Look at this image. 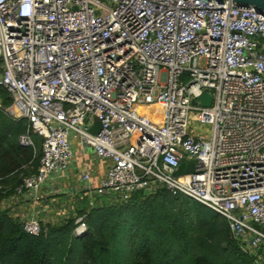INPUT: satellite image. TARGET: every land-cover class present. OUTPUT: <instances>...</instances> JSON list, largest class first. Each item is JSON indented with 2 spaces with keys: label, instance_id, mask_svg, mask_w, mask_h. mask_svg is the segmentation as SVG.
Segmentation results:
<instances>
[{
  "label": "built area",
  "instance_id": "1",
  "mask_svg": "<svg viewBox=\"0 0 264 264\" xmlns=\"http://www.w3.org/2000/svg\"><path fill=\"white\" fill-rule=\"evenodd\" d=\"M0 88L26 123L19 143L41 140L17 193L64 178L72 138L108 160L98 186L81 174L75 236L91 209L164 190L224 217L240 252L264 264V13L230 0H0Z\"/></svg>",
  "mask_w": 264,
  "mask_h": 264
},
{
  "label": "trees",
  "instance_id": "2",
  "mask_svg": "<svg viewBox=\"0 0 264 264\" xmlns=\"http://www.w3.org/2000/svg\"><path fill=\"white\" fill-rule=\"evenodd\" d=\"M10 106L0 88V203L39 166L41 140L34 137L36 148L19 143L26 123L12 117ZM85 222L78 237L75 220L31 236L0 211V264H252L230 238L224 217L164 190L91 209Z\"/></svg>",
  "mask_w": 264,
  "mask_h": 264
},
{
  "label": "crops",
  "instance_id": "3",
  "mask_svg": "<svg viewBox=\"0 0 264 264\" xmlns=\"http://www.w3.org/2000/svg\"><path fill=\"white\" fill-rule=\"evenodd\" d=\"M70 141L73 158L66 176L57 182H48L37 197L25 190L20 193L16 191L0 203L1 211H8L9 216L20 222L35 217L43 226L76 220L87 212L88 198L83 190L81 174L88 172L90 183L98 186L105 177L109 162L98 159L91 147L81 145L76 138Z\"/></svg>",
  "mask_w": 264,
  "mask_h": 264
},
{
  "label": "water",
  "instance_id": "4",
  "mask_svg": "<svg viewBox=\"0 0 264 264\" xmlns=\"http://www.w3.org/2000/svg\"><path fill=\"white\" fill-rule=\"evenodd\" d=\"M217 1H223V0H217ZM232 1L234 4H236L237 6H243V7H253L256 9L257 12L259 13H264V0H230ZM200 101H201V105L202 106H210L211 104V100L212 97L210 94L208 93H203L200 96ZM161 117V112L159 110L157 111H152V118L156 119V123L161 125V121L160 118ZM100 122L96 121L95 124L92 127L88 128V131L92 134H97L99 129H100ZM194 164V160L190 159L184 170H183V174L185 173H189L192 171V165ZM144 195L149 196L151 195L150 191L146 190L143 192ZM257 227V226H256Z\"/></svg>",
  "mask_w": 264,
  "mask_h": 264
},
{
  "label": "rangeland",
  "instance_id": "5",
  "mask_svg": "<svg viewBox=\"0 0 264 264\" xmlns=\"http://www.w3.org/2000/svg\"><path fill=\"white\" fill-rule=\"evenodd\" d=\"M136 109H137V108H136ZM87 148H88V147H87ZM185 160H186V159H185ZM185 160H183V162H182V163H184V161H185Z\"/></svg>",
  "mask_w": 264,
  "mask_h": 264
}]
</instances>
